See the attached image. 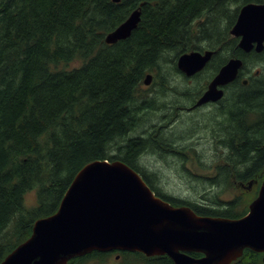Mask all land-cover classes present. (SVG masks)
I'll list each match as a JSON object with an SVG mask.
<instances>
[{
  "label": "trees",
  "instance_id": "trees-1",
  "mask_svg": "<svg viewBox=\"0 0 264 264\" xmlns=\"http://www.w3.org/2000/svg\"><path fill=\"white\" fill-rule=\"evenodd\" d=\"M249 2L264 0H0V262L31 235L37 219L56 212L75 175L93 160L124 161L154 190L136 160L159 139L144 128L150 99L162 97L169 82L158 62L168 50L180 55L199 49L196 41L218 48L215 70L235 55L245 62L241 75L250 74L246 86L240 77L234 81L241 87L219 105L224 111L217 120L220 133L213 136L217 157L209 166L213 175L204 179L222 192L235 189L231 176L261 183L264 68L256 75L251 62H264V50L245 54L229 33L239 8ZM139 7L140 22L131 35L105 43V36ZM208 31L218 33L215 41ZM174 61L169 59L166 68L178 72ZM73 62L79 65L67 68ZM145 73L153 75L146 89ZM144 100L149 103L140 104ZM137 131L144 136L130 137ZM174 142L167 148L186 153ZM32 190L36 205L27 208L24 197ZM256 193L240 191L223 201L218 192L203 208L189 198L163 199L202 216L237 219ZM117 252L126 261L174 264L167 256ZM106 258L93 251L67 264ZM231 264H264V254L245 249Z\"/></svg>",
  "mask_w": 264,
  "mask_h": 264
},
{
  "label": "water",
  "instance_id": "water-1",
  "mask_svg": "<svg viewBox=\"0 0 264 264\" xmlns=\"http://www.w3.org/2000/svg\"><path fill=\"white\" fill-rule=\"evenodd\" d=\"M140 17L139 7L105 36V43L129 37ZM230 35L239 38L242 51L261 52L264 2L242 5ZM211 55L210 51L183 53L176 67L193 76ZM241 65L230 59L197 104L219 100L223 96L219 87L233 81ZM143 82L150 85L152 74H146ZM245 249L264 254V178L244 216L211 217L197 215L188 206H173L155 195L140 174L122 161L95 160L75 175L57 211L36 220L31 235L0 264H67L93 251L118 250L167 256L174 264H231Z\"/></svg>",
  "mask_w": 264,
  "mask_h": 264
},
{
  "label": "rangeland",
  "instance_id": "rangeland-1",
  "mask_svg": "<svg viewBox=\"0 0 264 264\" xmlns=\"http://www.w3.org/2000/svg\"><path fill=\"white\" fill-rule=\"evenodd\" d=\"M208 34L211 35L210 39L215 41L218 33L216 31H211V33L208 31ZM238 42L239 39H237V48ZM196 46L199 49H194L195 51H211L213 56V59L209 61L207 66L198 72L196 76L186 77L181 72H176L171 66L170 69L166 68L169 59H171V61L175 60L171 65L176 64L181 54L178 56L176 52H170L172 50H168L166 51L167 53L159 59V66L169 74V82L164 87V94L162 97L156 95V98L150 99V103L149 100H144L140 103H149L150 108L149 114L147 115L148 124L144 126L145 131L153 134V137L156 136L157 139L159 136V139L156 142H152L151 147L149 146L152 150H147L145 154V151H143L142 155H144L139 159L138 166L147 172L153 187L159 192L182 199L197 197V200L193 199L191 203L200 205L203 208L210 200H216V198L214 199L211 197L218 192L221 200L228 201L240 191L246 190L237 186V188L235 187L236 190L231 188L222 192L219 187L211 186L212 183L204 179L205 175H213V171L210 170L212 167H209L213 165L212 163L215 162L217 157L213 136L220 133L217 127V120L219 119V113L224 111H219V107L206 106L207 104H222L225 98L231 94V91L238 90V87L240 88L241 85L231 84L226 86L225 95L218 103L208 102L202 106L194 107L196 100L207 88L208 83L216 73L212 65L215 63L213 60L218 52L217 47L207 45L203 41H196ZM229 58L227 60H229ZM233 58L238 57L233 55ZM242 62L244 65L245 62ZM251 63L257 68V70L254 71L256 75L259 73V68H264L263 61ZM250 64H248L249 67L252 66ZM78 65V62H73L69 64L67 68H74ZM249 76V73H244L241 79ZM142 87L146 89L149 86H146L143 82ZM154 89L156 90L155 87ZM151 92L153 94V91ZM153 95H155V93ZM231 97L232 96L228 97L226 102H229ZM191 106L192 109L188 111ZM213 113L218 115L215 118H211ZM142 136H144V134H140L137 131L131 134L130 137L141 138ZM170 140L173 142L175 141L177 145L182 144V146L178 148L185 149L184 152L186 153L188 152L186 148H193L196 156L180 153L179 151L176 152L173 151V149L167 148V143L170 142ZM187 155L190 156L188 158L189 160H187ZM200 168L209 169L202 170ZM233 185L235 184L233 183ZM252 190L258 191V185L252 184V189L249 191L251 192ZM207 196L210 198H207ZM196 201L200 204H197ZM24 204L27 208L36 205L35 190L25 194ZM86 264H142V262H138L136 259H128L126 261L119 258L116 260L114 257H111L107 260L90 259Z\"/></svg>",
  "mask_w": 264,
  "mask_h": 264
},
{
  "label": "bare ground",
  "instance_id": "bare-ground-1",
  "mask_svg": "<svg viewBox=\"0 0 264 264\" xmlns=\"http://www.w3.org/2000/svg\"><path fill=\"white\" fill-rule=\"evenodd\" d=\"M113 1V0H112ZM114 2V1H113ZM115 3V2H114ZM140 22V21H139ZM138 25H139V23H138ZM131 35V34H130ZM239 39V38H238ZM239 48V47H238ZM240 49V48H239ZM164 50V49H163ZM241 50V49H240ZM263 50H264V48H263ZM262 50V51H263ZM242 51V50H241ZM261 51V52H262ZM199 52H201V53H203L202 51H199ZM205 52V51H204ZM211 52V51H210ZM243 53H245V54H248V53H251V52H255V53H257V54H260L261 52H256L254 49H252L250 52H244V51H242ZM212 53V52H211ZM25 55H27V54H25ZM179 56V55H178ZM28 56H26V58H27ZM23 58H24V56H23ZM213 59V56L211 55V58L209 59V61H211ZM230 59H234V60H238V61H240L241 63H242V65H243V62L242 61H244L241 57H238V58H229V60ZM21 60V59H20ZM23 60H25V58L23 59ZM27 60V59H26ZM229 60H227V61H225L219 68H218V70H216V73H215V75H214V77L217 75V73L219 72V70L221 69V67H223L225 64H227L228 63V61ZM29 61V60H28ZM158 61V60H157ZM208 61V62H209ZM25 62V61H24ZM208 62L206 63V65L204 66V68L207 66V64H208ZM157 63V62H156ZM176 64H177V62H176ZM61 65H62V62H61ZM242 65H241V67L239 68V70L242 68ZM203 68V69H204ZM75 69H77V68H75ZM202 69V70H203ZM70 70V69H69ZM74 70V69H73ZM238 70V72H237V74L239 75V73H242L241 71H239ZM68 71V70H67ZM72 71V70H71ZM182 73V72H181ZM146 74V73H145ZM182 74H184V73H182ZM185 75V74H184ZM197 75V74H196ZM196 75H194V76H196ZM186 76V75H185ZM237 76V75H236ZM186 77H193V76H186ZM213 77V78H214ZM213 78L211 79V81L213 80ZM144 79V78H143ZM162 79V78H161ZM237 80V78H235L233 81H231V82H229V83H227V84H225V85H223V86H220L219 88H221L222 90H223V96L219 99V100H217V101H209V102H214V103H218L219 101H221L222 99H223V97H224V95H225V87L226 86H228V85H231V84H233L234 83V81H236ZM211 81L208 83V85H207V88L202 92V94L198 97V99L196 100V102H195V104H194V107H199V106H202V105H204V104H206V103H202V104H197L198 103V101H199V99L202 97V95L206 92V90L208 89V86H209V84L211 83ZM246 81V80H245ZM246 83H247V81H246ZM246 83H244V82H241V84L243 85V86H246L247 84ZM136 96V95H135ZM208 103V102H207ZM135 105V104H134ZM128 113V112H127ZM146 151V150H145ZM147 152V151H146ZM145 152V153H146ZM144 153V154H145ZM143 154V155H144ZM143 155H141V156H143ZM141 156L136 160V163H137V165H139V159L141 158ZM119 158V157H118ZM112 160H113V158H112ZM117 160V159H116ZM94 161V160H93ZM122 162H124V161H122ZM135 163V164H136ZM83 167V166H82ZM81 169V168H80ZM231 179H232V182L234 183V184H238V183H243L242 181H239V180H236L235 179V177L234 176H231ZM166 200V199H165ZM167 201V200H166ZM60 205V204H59ZM196 206H199V207H201L200 205H196ZM191 208V207H190ZM191 210L192 211H194L195 212V210L193 209V208H191ZM57 211V210H56ZM196 213V212H195ZM197 214V213H196ZM197 215H199V214H197ZM38 220V219H37ZM8 227V226H7ZM5 236V235H4ZM5 258V257H4ZM156 264H158V263H156Z\"/></svg>",
  "mask_w": 264,
  "mask_h": 264
},
{
  "label": "flooded vegetation",
  "instance_id": "flooded-vegetation-1",
  "mask_svg": "<svg viewBox=\"0 0 264 264\" xmlns=\"http://www.w3.org/2000/svg\"><path fill=\"white\" fill-rule=\"evenodd\" d=\"M193 31V30H192ZM194 32V31H193ZM241 70H242V68H241ZM241 70H239V71H241ZM242 76H243V74L241 75V73H239V75L237 74V76H236V78H237V80L239 81V77H240V81L241 82H243L244 80H246L247 81V83H248V77H245V78H243V79H241L242 78ZM246 83V84H247ZM210 106H212V107H219V105H217V104H207V106L206 107H210ZM192 109V106L191 107H189V109H188V111H190ZM246 183V182H245ZM244 183V184H245ZM255 184H257L256 182H255ZM239 187H241L242 189H244V190H246V191H249V190H251L252 189V186L251 187H248V184L247 185H240ZM153 192L157 195V196H159V197H161V198H173V199H182V198H178V197H172V196H169V195H167V194H165V193H163V192H159L158 190H156L155 188H154V190H153ZM187 198H189V199H191V200H193V199H195V200H197V197H195V198H193V197H187ZM197 202V201H196ZM172 204V203H171ZM197 204H200V203H198L197 202ZM102 253H105L107 256H109V258H111V257H114V259H119L120 258V253H118L117 251H110V252H102ZM118 257V258H117Z\"/></svg>",
  "mask_w": 264,
  "mask_h": 264
}]
</instances>
